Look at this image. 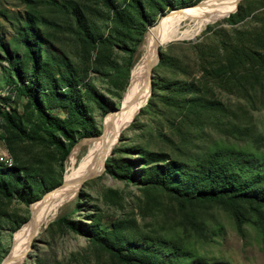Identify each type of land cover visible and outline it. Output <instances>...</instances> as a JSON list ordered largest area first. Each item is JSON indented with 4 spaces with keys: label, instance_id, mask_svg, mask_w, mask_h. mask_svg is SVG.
I'll use <instances>...</instances> for the list:
<instances>
[{
    "label": "rangeland",
    "instance_id": "rangeland-1",
    "mask_svg": "<svg viewBox=\"0 0 264 264\" xmlns=\"http://www.w3.org/2000/svg\"><path fill=\"white\" fill-rule=\"evenodd\" d=\"M73 1L82 7L93 37L87 36L88 31L77 24L70 9L61 3L40 0L31 7L39 17V27L49 45L64 55L63 59L58 56V65L50 60L53 74L66 75L74 83V92L91 116V125L99 131L96 135H79L65 158H62L61 149L41 139L46 132L39 116L15 90L14 70L8 66L7 53L0 48V109L19 119L24 130L20 132L9 125L0 112V158L3 164L25 168L40 180L36 190L39 196L32 210L46 192L60 186L72 166L81 164L95 140L106 135V121L124 104L133 70L143 57L148 33L172 9L165 5L153 7L149 0H142L151 18H141L139 22L136 18L128 19L131 10L124 6L127 0H113L116 8L101 0ZM176 1L188 7L199 0ZM0 6L6 7L10 16H13L12 11L30 9L20 0H0ZM261 8H254L250 15L235 23L226 20L227 16L200 24L199 20L187 18L182 21L177 38L159 45L184 66L183 69L160 67L162 74L177 77L181 82H193L195 89L185 92L187 98L181 100L179 106L169 105L156 97L158 103L150 109L145 106L147 99L117 136L110 154L104 159L105 167L98 175L67 193H47L44 202L57 200L56 209L33 237L23 264H138L121 262L113 250L92 240L89 230L96 226L102 233L111 234L113 243L118 246L126 239L147 241L148 237H165L174 245L189 249L188 257L181 259L183 264H264L261 224L246 202L232 206L224 200L188 201L161 187L142 185L137 176L126 179L115 171L106 170V160L110 156L115 159L140 156L141 148L163 151L172 158L196 165L207 163L211 153L221 147L264 152V77L261 85L256 83L254 76L244 78L229 74L214 79L203 68L210 58H206L203 46L210 45L214 49L217 33L227 34L233 27L249 30L258 26L259 22L250 18ZM115 9L120 10L123 17L114 15ZM123 19L129 23L126 25ZM14 33L12 25L0 17V35L11 40ZM124 44L135 48L129 74L126 69L130 56ZM16 46L21 55L23 45ZM40 72L46 74V71ZM55 76L42 77V85L50 86L53 81L60 83L57 74ZM166 91L173 102L181 92L158 85L157 92ZM207 99L213 104L207 103ZM110 104L111 109L108 108ZM104 107L109 109L106 113ZM187 110L184 117L182 113ZM53 111L59 116L66 114L65 108L59 105H55ZM140 162L133 164V171L141 167ZM30 203L0 193V262L6 256L3 264L14 253L17 233L31 218ZM237 211L244 216L243 234L237 228ZM61 215L80 229L58 222ZM165 246L168 249L164 242L161 251L166 250Z\"/></svg>",
    "mask_w": 264,
    "mask_h": 264
},
{
    "label": "trees",
    "instance_id": "trees-1",
    "mask_svg": "<svg viewBox=\"0 0 264 264\" xmlns=\"http://www.w3.org/2000/svg\"><path fill=\"white\" fill-rule=\"evenodd\" d=\"M40 0H20L31 9ZM53 3H61L68 7L74 15L75 21L82 28L88 31L87 36L93 37L88 30L85 14L77 1L69 0H49ZM109 4L112 8L117 5L113 0H101ZM150 6H167L169 8L185 6L176 0H149ZM183 2V1H181ZM60 4V5H61ZM142 0H127L125 7L131 10L128 19L141 18L149 20L150 13L145 11ZM257 6V7H256ZM264 0H241L238 2L237 9L231 12L226 20L231 23L243 20L250 15L254 8H261L251 15V20L259 22L258 26L246 29L233 27L227 34L217 33L219 35L217 45L214 49L210 45L203 46L206 52L207 64L204 63L208 76L211 78L222 79L228 75L235 77L251 78L254 76L256 83L262 84L264 77ZM25 9L12 11L13 16L9 15L6 7L0 6V17L8 21L14 28V35L11 40H5L0 35V48L7 53L5 58L8 66L14 70L16 81L15 90L23 95L37 112L41 127L46 135L41 137L44 143L53 144L62 151V158H65L70 149L76 143L79 135H96L95 127L90 123L91 116L87 113L84 103L74 92V83L66 75L57 74L59 81H53L50 86L42 85V77L53 74L50 60H55L58 65V56L61 59L64 55L59 49L53 48L48 42L47 37L42 34L39 27V17L34 10ZM123 17L121 11L115 9L114 15ZM249 21V20H244ZM127 25L129 22L123 19ZM219 32V31H218ZM216 34V35H217ZM92 42L94 38H91ZM16 45H23V53L19 55L16 51ZM214 45V44H213ZM201 51L202 43L199 45ZM125 49L129 51V64L126 72L129 74L132 63L131 56L134 46L129 47L124 44ZM160 57L156 63L157 68L153 66L156 76H153L151 85V96L145 105L146 108L154 109L156 106V97L172 106H179L181 100H185V92L195 89V85L190 81L181 82L177 77H168L159 70V68H181L184 66L176 57L168 55L159 46ZM55 50V51H54ZM214 50L217 52L215 53ZM202 52V51H201ZM209 54V55H208ZM46 71V74L40 71ZM44 75V76H42ZM176 78V79H175ZM180 80V81H177ZM177 83H180L177 87ZM158 85H163L166 90L181 91L178 93L176 101L171 100L170 95L157 92ZM63 88V89H62ZM189 100V99H188ZM207 103L213 104L209 99ZM59 105L66 110L65 116H59L54 111L55 105ZM107 105V103H105ZM104 107L105 113L109 110ZM113 106L110 104V107ZM1 114L20 132H24L21 122L10 113L2 111ZM185 112L182 115L185 117ZM93 128V129H92ZM95 130V131H93ZM101 134V133H100ZM114 150H112V153ZM140 156L115 159L110 156L106 160V170L126 179H132L137 176L142 185L158 186L172 193L177 194L185 200H224L227 204L236 206L240 201L251 205L255 211L256 217L261 224V232L264 236V152L247 151L244 149H232L221 147L215 149L209 161L202 162L200 165L189 164L181 160L170 157L166 152L140 149ZM140 162L141 167L133 171V164ZM4 163V162H3ZM0 158V193L6 197H16L26 203L37 199L39 194L36 192L39 179L29 170L16 166L3 164ZM25 169V170H24ZM61 185V184H60ZM77 197V201H78ZM237 228L242 233V222L244 216L239 211L236 212ZM57 221L67 225L72 229H80L79 226L61 215ZM99 227L89 230L92 240L100 243L104 247L113 250L118 259L123 263L136 262L138 264H183L181 259L188 257L189 249L187 247L174 245L165 237H148L147 241L126 239L122 246L113 243L112 235L102 233ZM243 234V233H242ZM168 244L165 251H161L163 243ZM190 264V263H187Z\"/></svg>",
    "mask_w": 264,
    "mask_h": 264
},
{
    "label": "bare ground",
    "instance_id": "bare-ground-1",
    "mask_svg": "<svg viewBox=\"0 0 264 264\" xmlns=\"http://www.w3.org/2000/svg\"><path fill=\"white\" fill-rule=\"evenodd\" d=\"M236 2L237 0H203L202 3L185 7L179 12L172 10L161 18L156 25L157 27L152 28L146 37L142 51L143 57L137 62L133 70L131 82L123 99L124 104L116 109L106 121V135L95 140L89 155L82 162L80 161L79 166H72L68 170L64 185L58 186L49 193H67V190L82 184L81 180L84 176L102 169L104 159L108 156L122 129L136 116L140 107L149 97L148 61L151 58L156 60L157 46L177 38L183 20L187 18L199 20V24L216 21L233 10ZM121 110L122 112H120ZM48 194L37 201L27 225L17 233L14 253L9 257L6 264H23V260L30 250L33 237L41 229L40 227L51 219L50 215L52 210L56 209L57 200H54L55 203H50V199L44 202Z\"/></svg>",
    "mask_w": 264,
    "mask_h": 264
},
{
    "label": "water",
    "instance_id": "water-1",
    "mask_svg": "<svg viewBox=\"0 0 264 264\" xmlns=\"http://www.w3.org/2000/svg\"><path fill=\"white\" fill-rule=\"evenodd\" d=\"M240 0H237V2L235 3V7H234V9L233 10H231L230 12H228L225 16H228L231 12H233V11H235L236 9H237V5H238V2H239ZM203 2V0H199L196 4H198V3H202ZM195 5V4H194ZM190 6V5H189ZM185 7H187V6H181V7H175V8H172V9H170L168 12H171L172 10H174V11H176V12H179V11H181L182 9H184ZM155 24H158V21L155 23ZM159 57H160V49H159V45L157 46V48H156V60H154L153 58H151V59H149V61H148V75H147V80H148V85H149V95L151 94V85H152V79H153V76H154V71H153V66L158 62V60H159ZM131 72V71H130ZM148 99V98H147ZM147 101V100H146ZM119 108V107H118ZM117 108V109H118ZM116 110V109H115ZM129 124V123H128ZM111 152V151H110ZM110 152H109V154H110ZM105 167V162H104V165H103V168ZM101 171H98V172H95V173H91V174H89L88 176H84L83 178H82V183L86 180V179H88V178H90V177H93V176H96V175H98L99 173H100ZM65 182V180L63 179L62 180V182H61V184H63ZM49 192V191H48ZM48 192H46L45 194H47ZM44 194V195H45ZM43 195V196H44ZM35 201H32L31 203H30V208H31V210H32V207H33V203H34ZM32 215V214H31ZM6 257V256H5ZM5 257H4V259H5ZM4 259L0 262V264L4 261Z\"/></svg>",
    "mask_w": 264,
    "mask_h": 264
}]
</instances>
